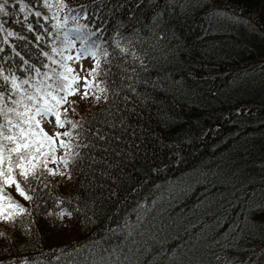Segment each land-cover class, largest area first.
Segmentation results:
<instances>
[{
  "label": "trees",
  "instance_id": "trees-1",
  "mask_svg": "<svg viewBox=\"0 0 264 264\" xmlns=\"http://www.w3.org/2000/svg\"><path fill=\"white\" fill-rule=\"evenodd\" d=\"M42 2L24 0L40 18L25 20L16 0L0 15L5 74L62 70L44 53L61 59L52 47H64V30L57 37ZM65 3L61 16L80 14L68 29L97 34L87 45L70 38L109 53L94 82L107 91L63 106L78 122L59 129L75 136L71 179L48 177L34 203L7 189L31 215L16 227L0 222V261L264 264V0ZM6 32L14 35L3 43ZM61 208L79 211L48 215Z\"/></svg>",
  "mask_w": 264,
  "mask_h": 264
},
{
  "label": "snow or ice",
  "instance_id": "snow-or-ice-1",
  "mask_svg": "<svg viewBox=\"0 0 264 264\" xmlns=\"http://www.w3.org/2000/svg\"><path fill=\"white\" fill-rule=\"evenodd\" d=\"M16 3L19 5V12L24 13L25 20L29 15L41 17V12L32 13L24 0H16ZM7 4L8 0H0V15H9L6 10ZM42 7L51 13L50 17L44 16V19L55 21L52 28L56 30L57 37L64 30L61 41L64 47L59 49L52 47V53L60 55L61 59L56 60L48 53H44L52 65H57L62 70L57 71L56 68H52L50 72L41 73L40 68H34L35 77L21 80L14 74H5L0 66V222L13 227L17 224L23 225L24 217L30 216L31 213L13 199L7 189L14 188L23 200L34 203L35 199L39 198L38 189L48 187L46 183L48 177L72 178L68 169L79 155L74 151L72 141L75 136L72 130L78 127V122L67 119L68 109L63 106L72 103L69 97L77 94L78 89L73 85L79 83L80 77L67 62L79 61L83 56H90L94 60L93 68L88 70V76L92 77V80L84 78L85 88L82 99H88L90 90L93 88L98 89L99 92V94L92 92L97 101L101 100L107 91L106 88H101L94 83L96 76L99 75L101 62L99 57L107 58L109 55L106 49L93 41L90 46L78 49L75 57L64 55L74 46L70 36L81 39V43L87 45L88 39L97 34L88 31L86 25L77 24L75 28L68 29L69 19L76 20L80 14L61 16V13L68 8L65 0H55V3L52 0H43ZM31 30L30 25L29 31ZM3 31V25H0V32ZM85 32H87V39L83 38ZM13 35L12 32H6L3 43H7V37ZM98 39L99 36H97ZM115 46L121 53L130 54L119 42ZM24 63L27 64V61ZM29 67L32 66L29 65ZM43 67L48 68L49 65L45 64ZM51 117H54V121L50 119ZM45 122L52 124L54 131L51 134L45 130L43 126ZM69 125L72 130L59 131V129H66ZM59 152L63 155H58ZM49 164H55L57 167H49ZM60 166H63V171ZM33 193H37L35 198ZM61 203L63 201H57V204ZM75 211L79 209L61 208L48 215H53L55 221H63L65 217L71 220ZM23 231L25 235L31 233L30 228H24ZM7 238V233L0 232V239ZM0 264L4 262L0 261ZM12 264L17 262L13 261ZM19 264H30V262L28 258H25ZM93 264L96 262L93 261Z\"/></svg>",
  "mask_w": 264,
  "mask_h": 264
},
{
  "label": "rangeland",
  "instance_id": "rangeland-1",
  "mask_svg": "<svg viewBox=\"0 0 264 264\" xmlns=\"http://www.w3.org/2000/svg\"><path fill=\"white\" fill-rule=\"evenodd\" d=\"M248 34H249V30H247L246 32H243L244 37ZM72 49L73 50L71 51V56L75 57L77 54V50L82 49V48L75 45V46H73ZM69 62L72 65V68L75 70V74L80 77L79 83L73 85L74 88L78 89V92L76 95H74L72 97L74 99L81 101L82 100L81 97L84 93V88H85L84 78L89 77L88 76V70L93 68L94 60L90 56H83L79 61L72 60ZM81 105L85 106L86 104L85 105L81 104ZM69 117L72 118L73 116L72 117L69 116ZM50 119H52L54 121V117H51ZM43 126H44L45 130L47 132H49V134H51L54 131L52 124L45 122Z\"/></svg>",
  "mask_w": 264,
  "mask_h": 264
}]
</instances>
